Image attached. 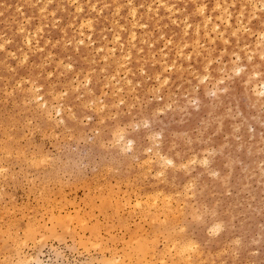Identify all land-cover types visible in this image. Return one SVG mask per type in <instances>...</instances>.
Listing matches in <instances>:
<instances>
[{
  "label": "rangeland",
  "instance_id": "1",
  "mask_svg": "<svg viewBox=\"0 0 264 264\" xmlns=\"http://www.w3.org/2000/svg\"><path fill=\"white\" fill-rule=\"evenodd\" d=\"M191 1L0 0V207L11 211L8 218L0 208L6 215L0 221L2 237L9 219L8 232L14 231V221L20 235L27 217L42 215L45 223L51 212L53 217L78 214L99 231L81 233L82 219L74 233L84 234L83 240L92 237L91 243L99 242L94 239L100 233V241L108 244L101 247L127 257L122 264L130 263V249L142 236L158 242L154 247L164 252L165 264L185 259L188 264H264V0ZM33 160L45 164L34 167ZM145 192L163 204L147 197L152 208L145 202L138 206L149 210L136 208ZM163 195L165 202L181 204L175 210L182 212L179 220L168 215L167 207L173 213L175 206L164 203ZM117 201L124 206L114 205ZM157 205H164L161 217ZM51 206L55 210L48 213ZM139 209L154 211L144 215L147 221L156 219L153 213L159 216L156 222L166 214L169 218L164 225H149ZM33 219L28 227L39 223L42 229V219ZM75 219L68 227H75ZM137 225L147 233L138 232ZM44 231L40 237L47 235ZM54 231L40 243L38 233L26 240L7 233L10 246L13 238L38 242L29 239L21 247L15 241L11 250L0 241V256H5L0 264H15L18 248L27 264H105L111 258L105 249L97 252V244L88 245L90 237L89 249H83L76 235L70 239L59 226ZM128 231L131 239L135 236L132 243ZM107 234L115 236L114 244ZM167 234L170 243L163 241ZM125 242L134 245L128 246V256Z\"/></svg>",
  "mask_w": 264,
  "mask_h": 264
},
{
  "label": "bare ground",
  "instance_id": "2",
  "mask_svg": "<svg viewBox=\"0 0 264 264\" xmlns=\"http://www.w3.org/2000/svg\"><path fill=\"white\" fill-rule=\"evenodd\" d=\"M49 1H50V0H49ZM189 1H191V0H189ZM192 1H193V0H192ZM192 1H191V2H192ZM196 1H197V0H196ZM141 2H142V1H141ZM164 2H165V1H164ZM221 2H222V0H221ZM67 3H68V2H67ZM144 3H145V2H144ZM238 3H240V2H238ZM248 3H249V2H248ZM69 4H70V3H69ZM113 4H114V3H113ZM159 4H160V3H159ZM165 4H166V3H165ZM194 4H195V3H194ZM232 4H233V2H232ZM27 5H28V4H27ZM229 5H231V4H229ZM149 6H150V5H149ZM149 6H148V7H149ZM162 6H163V5H162ZM196 6H197V5H196ZM20 7H21V6H20ZM77 7H78V9H79L81 6H77ZM101 7H102V6H101ZM233 7H234V6H233ZM165 8H166V7H165ZM90 9H91V8H90ZM131 9H132V8H131ZM194 9H195V8H194ZM203 9H204V8H203ZM215 9H216V8H214L213 10H215ZM220 9H221V8H220ZM242 9H243V8H242ZM165 10H166V9H165ZM213 10H212V11H213ZM76 11H77V10H76ZM195 11H196V9H195ZM262 11H263V10H262ZM146 12H147V10H146ZM196 12H197V11H196ZM198 12H200V11H198ZM202 12H203V11H202ZM204 12H205V11H204ZM204 12H203V13H204ZM77 13H78V12H77ZM79 13H80V12H79ZM127 13H128V12H127ZM0 14H1V13H0ZM88 14H89V13H88ZM95 14H96V13H95ZM131 14H132V13H131ZM134 14H135V13H134ZM259 14H260V13H259ZM52 15H53V14H52ZM78 15H79V14H78ZM198 16H199V15H198ZM127 17H128V16H127ZM92 18H93V17H92ZM100 18H101V17H100ZM131 18H132V17H131ZM240 18H241V17H240ZM252 18H253V17H252ZM94 19H95V18H94ZM45 20H46V19H45ZM84 20H85V19H84ZM110 21H112V20H110ZM132 21H133V20H132ZM145 21H146V20H145ZM170 21H171V19H170ZM173 21H174V20H173ZM20 22H21V21H20ZM57 22H58V21H57ZM86 22L88 23L87 20H86ZM117 23H118V22H117ZM26 24H28V23H26ZM88 24H89V23H88ZM90 24H91V23H90ZM142 25H143V24H142ZM227 25H228V24H227ZM116 26H117V25H116ZM228 26H229V25H228ZM228 26H227V27H228ZM85 27H86V26H85ZM117 27H118V26H117ZM120 27H121V26H120ZM184 27H186V26H184ZM6 28H7V27H6ZM38 28H39V27H38ZM38 28H37V30H38ZM53 28H54V27H53ZM87 28H88V27H87ZM121 28H122V27H121ZM198 28H199V27H198ZM228 28H229V27H228ZM121 30H122V29H121ZM207 31H208V30H207ZM212 31H213V29H212ZM18 32H19V31H18ZM48 32H49V31H48ZM146 32H147V31H146ZM169 32H170V31H169ZM225 32H226V31H225ZM130 33H131V32H130ZM148 33H149V32H148ZM197 33H198V32H197ZM231 33H232V32H231ZM222 34H223V33H222ZM64 35H65V34H64ZM116 35H117V34H116ZM79 36H80V35H79ZM81 36H82V35H81ZM134 36H135V35H134ZM132 37H133V36H132ZM162 37H163V35H162ZM129 39H130V38H129ZM220 39H222V38H220ZM34 40H35V39H34ZM196 40H197V39H196ZM132 41H133V40H132ZM113 42H114V39H113ZM141 42H142V41H141ZM166 43H167V42H166ZM224 44H225V43H224ZM151 45H152V44H151ZM193 45H194V44H193ZM3 46H4V45H3ZM118 46H119V44H118ZM120 46H121V45H120ZM122 46H123V45H122ZM130 46H131V45H130ZM182 46H183V45H182ZM194 46H195V45H194ZM144 47H145V46H144ZM139 48H140V47H139ZM181 48H182V47H181ZM112 49H113V48H112ZM133 50H134V49H133ZM138 50H140V49H138ZM178 51H179V50H178ZM120 52H123V51H120ZM138 53H139V52H138ZM176 53H177V52H176ZM197 54H198V53H197ZM113 55H114V54H113ZM9 56H10V55H9ZM127 56H128V54H127ZM11 57H12V56H11ZM123 57H125V56H123ZM183 58H184V57H183ZM136 62H137V61H136ZM60 63H61V62H60ZM61 64H62V63H61ZM118 64H119V63H118ZM67 65H68V64H67ZM115 65H116V64H115ZM121 65H123V64H121ZM118 66H119V65H118ZM125 66H126V65H125ZM179 66H180V65H179ZM179 66H178V67H179ZM142 67H143V66H142ZM117 68H118V67H117ZM140 68H141V66H140ZM79 72H80V71H79ZM180 72H181V71H180ZM125 73H126V72H125ZM155 77H156V76H155ZM125 78H126V77H125ZM129 81H130V80H129ZM152 81H153V80H152ZM124 83H125V82H124ZM129 83H130V82H129ZM16 84H17V83H16ZM125 84H126V83H125ZM263 85H264V84H263ZM77 86H78V85H77ZM19 88H20V87H19ZM18 90H19V89H18ZM34 90H35V89H34ZM26 91H27V90H26ZM28 92H29V91H28ZM7 95H8V94H7ZM36 96H37V95H36ZM36 96H35V97H36ZM35 97H34V98H35ZM39 103H41V102H39ZM41 104H42V103H41ZM71 113H72V112H71ZM71 113H70V114H71ZM61 120H62V119H61ZM7 156H8V155H7ZM14 156H15V155H14ZM159 156H160V155H159ZM159 156H157V157H159ZM36 157H37V156H36ZM38 157H39V156H38ZM38 157H37V158H38ZM41 158H43V157L41 156ZM161 158H162V157H161ZM176 158H177V157H176ZM39 159H40V158H38V160H39ZM44 159H45V158H44ZM163 159H164V158H163ZM163 159H162V160H163ZM31 160H32V159H31ZM31 160H30V161H31ZM165 160H166V159H165ZM178 160H179V159H178ZM33 162L35 163V160H33ZM33 162H32V164H34ZM46 162H47V161H46ZM147 162H148V161H147ZM159 162H160V161H159ZM168 162L171 164V163H173V160L169 159ZM1 163H2V162H1ZM1 163H0V164H1ZM43 163L45 164V161H44V160L42 161V163L39 161V164H38V162L36 161V163L34 164V167L36 166V164H37V166H39L40 164L43 165ZM144 163H145V162H144ZM137 164H138V163H137ZM141 164H142V163H141ZM160 164H161V163H160ZM164 164H165V162H164ZM42 165H41V166H42ZM142 165H143V164H142ZM148 165L150 166V164H148ZM167 165H168V164H167ZM37 166H36V167H37ZM140 166H141V165H140ZM143 166H144V165H143ZM149 166H148V167H149ZM164 166H165V165H164ZM177 166H179V164H178ZM180 166H181V165H180ZM180 166H179V167H180ZM3 167H4V166H3ZM42 167H43V166H42ZM138 167H139V166H138ZM165 167H166V166H165ZM4 168H7V167H4ZM141 168H142V167H141ZM173 168H174V166H173ZM175 168H176V166H175ZM159 169H160V168H159ZM1 170H2V167L0 166V171H1ZM4 170H6V169H4ZM147 170H148V169H147ZM2 171H3V170H2ZM5 172H6V171H5ZM158 172H160V170H159ZM0 173L2 174V172H0ZM4 174H5V173H4ZM27 174H28V173H27ZM25 175H26V174H25ZM1 176H2V175H1ZM9 176H10V175H9ZM7 177H8V176H7ZM156 177H157V176H156ZM8 178H9V177H8ZM11 178H13V177L10 176L9 179H11ZM162 178H163V177H162ZM164 178H165V177H164ZM1 179H3V178H1ZM6 179H7V178H6ZM133 179H134V178H133ZM168 179H169V178H168ZM11 180H12V179H11ZM143 180H144V179H143ZM174 180H175V178H174ZM26 181H27V180H26ZM29 181H30V180H29ZM124 181H125V180H124ZM131 181H132V180H131ZM161 181H162V180H161ZM127 182H128V181H127ZM164 182H165V180H164ZM124 184H125V183H124ZM126 184H127V183H126ZM156 184H157V183H156ZM164 184H165V183H164ZM40 185H41V184H40ZM169 186H171V185L169 184ZM0 187H1V186H0ZM52 187H53V186H52ZM100 187H102V186H100ZM140 187H141V186H140ZM87 188H88V187H87ZM103 188H104V187H103ZM105 188H106V186H105ZM0 189H1L0 192H2V187H1ZM138 189H139V188H138ZM138 189H137V190H138ZM49 190H50V189H49ZM34 191H36V190H34ZM108 191H109V190H108ZM124 191H125V190H124ZM31 192H32V191H31ZM89 192H90V191H89ZM110 192H111V191H110ZM110 192H109V195H110ZM156 192H157V190H156ZM156 192H154V193H156ZM158 192H159V191H158ZM158 192H157V193H158ZM61 193H62V192H61ZM102 193H103V192H102ZM135 193H137V192H135ZM145 193H146V192H145ZM145 193H142V194L145 195V199H144L143 201H142V198L139 197V196H141V195L138 194L136 197L141 198V200H140V199H139V200L137 199L139 202L137 201V204H136L135 202H134V203H135V205H136V208H137V207H138V208H142L144 211H145V210L147 211V210H149V209H146V208L144 209V207H146V206H144V205H146V204H147V206L149 205V204L146 202V201H147V200H146L147 197H150L151 199H149V200H150V201L153 200V203L158 204L159 202H158L157 200H154V199L158 198V197H155L154 193H152V194L154 195V198H153L152 195H150V194H148V193H146V194L148 195V196H146ZM157 193H156V194H157ZM159 193H161V191H160ZM175 193H176V192H175ZM94 195H95V194H94ZM99 195H100V194H99ZM144 195H143V196H144ZM149 195H150V196H149ZM161 195H162V194H161ZM36 196H37V195H36ZM36 196H35V197H36ZM63 196H65V195H63ZM89 196L91 197V195H89ZM165 196H166V195H165ZM174 196H176V195H174ZM38 197H40L39 192H38ZM44 197H45V196H44ZM44 197H43V198H44ZM97 197H98V195H97L95 198H97ZM133 197H134V196H133ZM169 197H170V196H169ZM169 197H167V198H169ZM7 198H9V197H7ZM7 198H6V199H7ZM10 198H11V201H12L13 198H12V197H10ZM33 198H34V197H32V200H33ZM52 198H53V197H52ZM61 198H63V197L61 196ZM87 198H88V197H87ZM91 198H94L93 195H92ZM108 198H109V197H108ZM116 198H117V197H116ZM125 198H126V199H125ZM143 198H144V197H143ZM160 198H161L162 200L164 199V203L169 202L168 204H171L170 201H171L172 199L170 200V198H169L170 201L165 202V199H166V198H164V195H163V197L161 196ZM160 198H159V199H160ZM0 199H2V198H1V195H0ZM40 199H42V198H40ZM53 199H54V198H53ZM89 199H90V198H89ZM99 199H103V203H104V201H105L104 197L101 198V196H99V197L97 198V200L99 201ZM118 199H119V198H117V200H118ZM120 199H121V198H120ZM120 199H119V200H120ZM122 199H124V203H125L127 200H128L127 202L130 203V201H129L130 198L127 199V197H124V198H122ZM159 199H158V200H159ZM113 200H114V199H113ZM125 200H126V201H125ZM145 200H146V201H145ZM162 200H160V201H162ZM7 201H8V200H7ZM57 201H58V200H55V202H57ZM89 201H91V200H89ZM106 201H107V200H106ZM114 201H115V200H114ZM135 201H136V200H135ZM150 201H149V202H150ZM154 201H157L158 203H157V202H154ZM172 201H173V200H172ZM8 202H9V201H8ZM40 202H41V201H40ZM44 202H45V201H44ZM51 202H52V201H51ZM53 202H54V201H53ZM53 202H52V203H53ZM101 202H102V201H99V203H101ZM127 202H126V203H127ZM140 202H141V203L145 202L146 204H143V207H140V206H138V205H140V204H139ZM173 202H175V201H173ZM3 203H4V202H3ZM88 203H89V202H88ZM105 203H106V202H105ZM107 203L109 204V202H107ZM116 203L119 204V205L121 204V205H120L121 208L124 206V205L122 204L123 202L118 203V201H117V202H115L114 205H116ZM129 203H127V204H129ZM153 203H151V204L153 205ZM160 203L163 204V201L160 202ZM160 203H159V204H160ZM31 204H32V203H31ZM47 204H48V203H47ZM55 204H56V203H55ZM55 204H54V208L57 207V205H55ZM58 204H59V201H58ZM168 204H167V206H169V207H170L171 205H173V204H171V205H168ZM178 204H180V203L178 202ZM183 204H184V203H183ZM33 205H34V204H33ZM49 205H50V204H49ZM49 205H48V206H49ZM95 205H96V204H95ZM98 205H99V204H98ZM119 205L114 206V207H115V208L118 207L117 209H121V208L119 207ZM135 205L132 206L133 209L135 208ZM154 205H155V204H154ZM154 205H153V206H154ZM164 205H165V206H164ZM164 205H163L164 208H163L162 205H161V206H160V205H159V206L157 205V207H158L159 209H156V210H157L159 216H160V214H161V215L163 214V212H161V210H163V209H164V211L166 210V209H165L166 204H164ZM180 205H181V204H180ZM180 205H179V207H180ZM13 206H14V205H13ZM22 206H23V205H22ZM22 206H21V207H22ZM26 206H29V205H26ZM26 206H24V207L26 208ZM36 206H38V205H36ZM36 206H34V207H36ZM40 206H42V205H40ZM40 206H38V207H40ZM59 206H61V204H60ZM59 206H58V207H59ZM96 206H97V205H96ZM100 206H101V204H100ZM102 206H103V205H102ZM105 206H107V205H104V207H105ZM150 206H151V205H150ZM155 206H156V205H155ZM173 206H175V205H173ZM173 206H172V207H173ZM176 206H178V205H176ZM176 206L173 207V209L175 208L173 213H172L171 208L168 209V207H167V210H166L167 212H168V210L170 211L171 214H168V215H171L170 218H172V220H176V219H178V218L180 217L178 214H180V215L182 214L181 211H177L178 214L175 213V212H176L175 210H176V209H179V207H176ZM2 207L5 208L6 206H1L0 208L3 209ZM30 207H31V206H30ZM51 207H52V206H51ZM148 207H149V206H148ZM161 207H162L163 209H161ZM11 208H12V205H11ZM99 208H100V207H99ZM101 208H102V207H101ZM108 208L110 209L111 207H107V209H108ZM149 208H152V206L149 207ZM155 208H156V207H155ZM1 209H0V213H1ZM9 209H10V208H9ZM17 209L19 210V208H17ZM27 209H28V208H27ZM35 209H36V208H35ZM40 209H41V207H40ZM42 209H43V208H42ZM45 209H46V206H45ZM45 209H44V212H45V214H46V213H47V212H46L47 210H45ZM47 209H48V208H47ZM59 209L62 210V207H61V208L59 207ZM59 209H57L56 211L58 212ZM105 209H106V208H105ZM111 209H112V208H111ZM117 209H115V211H116ZM153 209H154V207H153ZM153 209H152V210H153ZM181 209H182V208H181ZM4 210H5V211H4L5 214H7V213L10 214L9 212H11L10 210H9L8 212L6 211V210H8V208H7V209L5 208ZM30 210L33 211L31 208H30ZM30 210H27L26 212H28V211H30ZM48 210H49V211H48V213H49V212H51L52 210L54 211L55 209H53V207H52V208H50V209H48ZM50 210H51V211H50ZM113 210H114V208H113ZM135 210H136V209H135ZM139 210H141V209H139ZM154 210H155V209H154ZM158 210H159V211H158ZM21 211H23V210L21 209ZM78 211H79V210H78ZM100 211H106V210L102 209V210H100ZM131 211H133V210H131ZM131 211H130V212H131ZM137 211H138V210H137ZM146 211H145V212H146ZM2 212H3V211H2ZM6 212H7V213H6ZM13 212H14V211H12V213H13ZM44 212H43V213H44ZM59 212H60V211H59ZM113 212H114V211H113ZM117 212H118V210H117L115 213L117 214ZM130 212H129V214H130ZM145 212L142 213V210H141V213H140V211H139V214H140V215H139V214H138V215H139V216H142V215L144 216V215H146V214L148 215V213H151V212H154V211H151V212L149 211L148 213H145ZM159 212H161V213H159ZM15 213H16V212H15ZM17 213H18V212H17ZM23 213H24V212H23ZM31 213H32V212H31ZM51 213H52V212H51ZM51 213L48 214L49 217L46 216V217H47L46 222H49L48 218H50V217L53 218V221H52V219L50 218V222H49V223H51V224H50L51 226H50V227H46L47 229L45 228V229H46L45 231H44V227L46 226V222L44 223V221H43V219H42L43 216L40 215V216H39V219H38V220H41V219H42V223H41L42 226H43L42 229H43L44 233L47 234V235H43V234L40 233L41 237L39 236V233H38V232H39L40 230H42V229H40L41 227L38 228V224H39V223H37V227L31 225V226H33V228L30 227V228H31V229H30V228L28 227L29 224H27V223H30L29 221H31L33 218L30 219V220L28 221V220H27L28 217L26 218V221H27V222H24V224H25V226L28 228V230H27L26 227H24V228H25V229L23 228V229H24V232L22 231V234H20V235H21L22 237H24V239L26 240L27 237L33 236L34 234L36 235V233H38V236L40 237V238H39V239H40L39 242H38V240H37L38 238L36 239V237H35V238H32V239L28 238V240L30 239V240H32V241H28V240H27V241H28V242H34L33 239H34V240L36 239V241H37L38 243H40V242H42V240L45 241V239H46V237H48V235L55 236V231H54V227H55V226H59V228H60V230H61L60 232H63L64 234H68V233H70V232L72 233L71 230H72L73 228L75 229L76 226L80 225V224H81V220L84 219V218L82 217L81 220H80V217H81V216L78 215V214H77V215L75 214L76 217H75V216H74V217L70 216V218H68L69 215H66V214H65L64 216H60L59 213L57 214L56 217H55V215H54V217H55V218H54V217H53V214H51ZM78 213H79V212H78ZM104 213H106V212H104ZM133 213H134V211H133ZM174 213L176 214V216L174 215ZM2 214H3V213H2ZM2 214H0V215L2 216ZM5 214H3V215L6 216ZM8 214H7V217L9 218L10 215L8 216ZM118 214H119V213H118ZM141 214H142V215H141ZM158 214H157V215H158ZM164 214H165V212H164ZM164 214H163V215H164ZM172 214H173V216H172ZM11 215H12V214H11ZM22 215H23V214H21V216H20L21 218H23V216H25V214H24L23 216H22ZM51 215H52V216H51ZM113 215H114V214H113ZM133 215H134V214H133ZM153 215H154V217H155L156 219H157V217H159V216H156V213H153ZM168 215H167V214L165 215L166 220L169 218V217H167ZM177 215H178V217H177ZM195 215H196V214H195ZM29 216H31V215H29ZM77 216H78V217H77ZM79 216H80V217H79ZM105 216L107 217V215H105ZM135 216H136V212H135ZM143 216H142V217H143ZM174 216H175V217H174ZM64 217H65V219H64ZM131 217H132V215H131ZM131 217H130V218H131ZM136 217H137V216H136ZM142 217H140V218H141V220L143 221L146 217H145V216H144L143 218H142ZM160 217H161V216H160ZM162 217H163V216H162ZM173 217H174V218H173ZM191 217H192V216H191ZM3 218H4L3 216H2V219L0 218V219H1L0 221H1V222H2ZM5 218H6V217H5ZM21 218H20V219H21ZM66 218H67V219H66ZM72 218H73V219L76 218L74 222H75V223L77 222V223H76L75 227H74V224H73V225L71 226L72 228H70V227H68V225H69V223H72V220H73ZM78 218H79V219H78ZM109 218L113 219L111 216H110ZM121 218H122V217H121ZM14 219H15V217H13V220H14ZM16 219H17V218H16ZM20 219H19V220H20ZM34 219H35V220H34ZM34 219H33L34 221L39 222V221L37 220V218H34ZM70 219H72L71 222H69ZM119 219H120V218H119ZM122 219H123V218H122ZM122 219H120V220H122ZM156 219H155V220L153 219L152 221H150V219H148V221L145 219L146 221L144 220L143 222H148V224L151 225V223L156 222ZM160 219L162 220V218H158V220H159L158 222H159V223H160ZM10 220H11V219H9V221H10ZM47 220H48V221H47ZM107 220H108V218H106V221H107ZM120 220H118V222H117L118 224H120ZM135 220H136V219H135ZM164 220H165V219H164ZM164 220L161 221L162 225L165 224V223H164ZM166 220H165V221H166ZM178 220H179V219H178ZM216 220H217V219H216ZM9 221H5V223H6L5 225H6V227L10 226V225H8V224H9ZM83 221H85V219L82 220V223H83ZM109 221H110V219H109ZM125 221H126V220H125ZM138 221H140V220H138ZM169 221H170V220H169ZM122 222H123V221H122ZM150 222H151V223H150ZM158 222H156V223H158ZM7 223H8V224H7ZM10 223H11V222H10ZM12 223H14V221H12ZM12 223H11V228H14V231L12 230V231H9V232H8V230L10 229L9 227H8L9 229L6 228V227H5L4 229H5V231H6L7 233H10V234H13V233H14L13 235H14V237L16 238L17 236H16L15 234H16V233L18 234V230H16V229H19V230H21V229L18 228V227H19L18 224H15V225L12 226ZM16 223H17V222H16ZM33 223H34V222H33ZM78 223H80V224H78ZM124 223H125V222H124ZM124 223H123V224H124ZM161 223H160V224H161ZM177 223H178V222H176L175 224H177ZM0 224H1V223H0ZM31 224H32V223H31ZM41 224H40L39 226H41ZM43 224H44V225H43ZM83 224H84V225H83ZM83 224H81V225H83V226L80 225L81 228H79L80 226L78 227L79 229H81V233H84L85 230H86V231H88V232L90 233L89 235H91V232H93V233H92L93 235H94V234H95V235L98 234L97 231H96V230L99 231V229H97V228H98L97 226H95V227H97V228H95V227L92 228V227H90L89 225L86 226V225H87L86 221H85V223H83ZM146 224H147V223H146ZM7 225H8V226H7ZM34 225H36V223H34ZM47 225H48V224H47ZM70 225H71V224H70ZM95 225H96V224H95ZM124 225H126V224H124ZM149 225H147V226H149ZM17 226H18V227H17ZM29 226H30V225H29ZM108 226H109V225H108ZM120 226L123 227V225H120ZM129 226H130V225H129ZM221 226H222V225H221ZM0 227H1V226H0ZM2 227H4L3 224H2ZM34 227H35V230H36V231L33 230ZM86 227H88V228L90 227V228H92V229H90V228L88 229V228H86ZM101 227H103V226H101ZM105 227H106V226H105ZM124 227H125V226H124ZM126 227H127V226H126ZM135 227H136V224H135ZM15 228H16V229H15ZM36 228L39 229L38 232H37L38 229H36ZM69 228H70V229H69ZM78 228H77V229H78ZM85 228H86V229H85ZM103 228H104V227H103ZM106 228H107V230H110L109 227H106ZM108 228H109V229H108ZM138 228H140V231H142V233L146 232L145 230H141V229H142V225H141V227H138V225H137V228H136V229L138 230ZM4 229H3V230H4ZM68 229H69L70 232H68ZM74 229H73V234H68L69 236L72 235V236L70 237V239H72V240L75 238L73 235H76L75 233H78V232L80 231L79 229H78L79 231L76 229L77 232H75ZM95 229H96V230H95ZM123 229H124V228H123ZM127 229H129V228H127ZM134 229H135V228H134ZM134 229H133V231H134ZM143 229H144V226H143ZM178 229H181V228H178ZM178 229H177V231L179 232L180 230H178ZM182 229H183V231H184V228H182ZM182 229H181V231H182ZM0 230H1V228H0ZM31 230H32V231H31ZM93 230H94V231H93ZM174 230H175V229H174ZM1 231H2V230H1ZM1 231H0V232H1ZM5 231H4L3 233H6ZM34 231H35V232H34ZM66 231H67V233H66ZM82 231H83V232H82ZM90 231H91V232H90ZM105 231H106V229H105ZM110 231H112V230H110ZM126 231H127V230H126ZM183 231H182V232H183ZM12 232H13V233H12ZM33 232H34V233H33ZM41 232H42V231H41ZM74 232H75V233H74ZM94 232H95V233H94ZM128 232H129V231H128ZM134 232H136V230H135ZM138 232H139V230H138ZM138 232H136V233H138ZM174 232H175V231H174ZM1 233H2V232H1ZM1 233H0V236H1L0 241H1L2 243H1V242H0V243H1L2 245H6V244L8 243V241L11 240V239L7 237V233L4 235L6 238L3 236V237L5 238V239H3ZM42 233H43V232H42ZM81 233H80V234H81ZM106 233H108V231H106ZM129 233H130V232H129ZM136 233H135V234H136ZM140 233H141V232H140ZM140 233H139V234H140ZM146 233H147V232H146ZM168 233H169V232H168ZM179 233H180V232H179ZM179 233H178V234H179ZM23 234H24V235H23ZM31 234H32V235H31ZM109 234H110V233H109ZM109 234H107L108 237L110 236ZM132 234H133V232H132ZM180 234H181V233H180ZM20 235L18 234V236H20ZM35 235H34V236H35ZM82 235H83V236H82ZM82 235H80V237L84 238V234H82ZM95 235H94V236H95ZM112 235H113V234H112ZM157 235L159 236L160 233H159V234H156V235H154V236H150V237L152 238L150 241H154L153 239H155V241H156L157 239H156L155 236H157ZM171 235H175V234H171ZM185 235H186V234H185ZM8 236H9V235H8ZM11 236H12V235H10L9 237H11ZM21 236H20V237H21ZM36 236H37V235H36ZM42 236H43V237H42ZM59 236L61 237L62 234L59 235ZM59 236H58V237H59ZM64 236H65V235H64ZM101 236H102V235H100V233H99V237H98L99 239L97 238V236H96L95 239H94V240H96V239L99 240V242H97V243H93V240H92V243H91V239H92V237L88 236V237H87V240H83L82 238H79V235H76V237L78 238V242L76 241V243L78 244L79 247H81V248H83V249H89L88 247L85 248V246H86V243H88L89 240H90V242L88 243V245L97 244L96 247H100V248H101V249L98 248L99 250H98L97 252L102 253V251H104L103 249H105L106 251H108L109 248H108V246H106V247H101V246H103V243H104V242L100 241V240H102V239L100 238ZM130 236H131V233H130V235H129V238H130ZM140 236H142V235L140 234L138 237H140ZM60 237H59V238H60ZM73 237H74V238H73ZM89 237H90V239H89ZM131 237H132V236H131ZM134 237H135V236L133 235V238H134ZM142 237H143V238H142ZM142 237H140V239H137V237H136V241H139V240L141 241V239H143L144 241H143V240H142V242L139 241L141 244L138 243V242H135V244H137V245H135V246L131 244V243L133 242V240H132L133 238H132V239L130 238V241H129V242H131V243H130L131 245H130V244L128 245V242H125V243H126V244H125V247H126V245H127L126 248H128V246H130V247L134 246V247H132L133 249H132V248H131V249L128 248V251H127V253H126V256L129 255L128 253H129V249H130V250L132 251V255L135 256V259H137V260H134L133 256H132V255H129L128 258L131 256L132 260H134L135 262L133 261V263H132L131 260H130L131 258H130V259H127V260L130 261V263H129V262H128V263H129V264H131V263H132V264H135V263H138V262H140V263L143 262V263H145V264H154L153 262H151V261H153V258H154L155 260H157V262L159 261L160 264H165V260H164V258H165V257H164V252H163V254H159V252H158L159 249H157L156 247H154L155 245H156V246L158 245V242H157V241L154 242V243H153V242H149V238L146 237V238L148 239V241H147V239L144 238L145 236H142ZM173 237H174V236H173ZM173 237H172V238H173ZM11 238H13V236H12ZM56 238H57V236H56ZM104 238H105V237H104ZM110 238H111V236H110ZM159 238H160V237H159ZM169 238H170V237H169L168 234H167V236L163 237V241H167V242L170 243L171 241H170ZM17 239H20V238L17 237ZM17 239L15 240V239L13 238V239H12V242H14V244H15V241H16V243H17V242H18V243L20 242L19 244H22L21 247H27L26 245H24L25 243L27 244V241H25L24 239H21V240L17 241ZM41 239H42V240H41ZM88 239H89V240H88ZM115 239H116L115 236H112V238L109 239V240H111V242L114 244L115 242H114L113 240H115ZM119 239H120V238H119ZM145 239H146V240H145ZM161 239H162V238H161ZM175 239H176V238H175ZM6 240H8V241L5 242ZM59 240H60V239H59ZM74 240H75V239H74ZM103 240H104V239H103ZM109 240H108V238H107V241H109ZM117 240H118V239H117ZM117 240H116V241H117ZM36 241H35L34 243H36ZM79 241H80V242H79ZM105 241H106V240H105ZM119 241H120V240H119ZM123 241H124V240H123ZM134 241H135V239H134ZM146 241H147V243L149 242V243H151V244H150V245H149V244H146ZM159 241H162V240H159ZM172 241L174 242V240H172ZM178 241H181V239L178 240ZM188 241H189V240H188ZM190 241H191V240H190ZM190 241H189V242H190ZM4 242H5L6 244H4ZM12 242L10 241L11 245L13 246ZM22 242H23V243H22ZM111 242H110V243H111ZM117 242H118V241H117ZM189 242H187V243H188L187 246L190 247ZM18 243H17V244H18ZM79 243H80L82 246H80ZM101 243H102V244H101ZM152 243H153V244H152ZM156 243H157V244H156ZM169 243H168V244H169ZM187 243H186V244H187ZM190 243H192V241H191ZM17 244H16V245H17ZM98 244H99V245H98ZM100 244H101V246H100ZM104 244H107V243H104ZM121 244H122V243H121ZM154 244H155V245H154ZM159 244H162V243L160 242ZM168 244H167V246H166V250H167V248H168V250H169V246H168ZM171 244H172V243H171ZM176 244L178 245V243H176ZM193 244H194V243H192L191 245H193ZM7 245L10 246V244H7ZM34 245H35V244H34ZM34 245H33V246H34ZM39 245H40V244H39ZM39 245H38V246H39ZM88 245H87V246H88ZM107 245H108V244H107ZM173 245H174V244H173ZM182 245H183V244L180 245L181 248H183V249H186V248H187L185 244H184L185 247H182ZM194 245H195V244H194ZM196 245H197V244H196ZM0 246H1V245H0ZM8 246H7V247H8ZM12 246H10V249H11V250H13V248H14V247H12ZM114 246H115V245H114ZM17 247H19V246L17 245ZM89 247H91V246H89ZM94 247H95V246L91 247V249H92V248L94 249ZM116 247H117V246H116ZM175 247H176V246H175ZM189 247H188V248H189ZM0 248H2V246H1ZM4 248H5V246H4ZM28 248H29V247H28ZM122 248H123V246H122ZM164 248H165V247H164ZM164 248H163V249H164ZM170 248H171V247H170ZM179 248H180V247H179ZM179 248L177 247V249H179ZM190 248H191V247H190ZM196 248H198V247H196ZM2 249H3V248H2ZM5 249H6V248H5ZM5 249H4L3 251L8 250L9 248H7L6 250H5ZM18 249L20 250V248H18ZM21 249H22V248H21ZM110 249H111V248H110ZM112 249H114V248L112 247ZM123 249L125 250V248H123ZM123 249L120 250V251H121L120 253H122V252H126V251H124ZM155 249H157V251H156ZM163 249H162V250H163ZM14 250H15V248H14ZM19 250H18V251L16 250L17 252L15 251V254H14V256L16 257V258L14 257V258H15V261H16L15 264H22V263H26V264H27V263H28V260H27L28 258L26 259L25 256H24V258H21V256L18 254V252H20V254H21L22 250H20V251H19ZM164 250H165V249H164ZM171 250H172V248H171ZM173 250H174V251H173ZM173 250H172L173 253H177V254H178V253L181 254V252L184 251V250L181 249L179 252H178V251L175 252V249H174V248H173ZM8 251H9V250H8ZM8 251H7V253H8ZM86 251H87V250H86ZM106 251H104V253H105ZM117 251H119V250H116L115 253H116ZM188 251H190V250H188ZM10 252H11V251H10ZM108 252H109V251H108ZM186 252H187V251H186ZM2 253H4V252H2ZM5 253H6V252H5ZM13 253H14V252H13ZM106 253H107V252H106ZM109 253H111V251H110ZM109 253H108V254H109ZM117 253H118V252H117ZM156 253H158V254H156ZM167 253H169V251H168ZM182 253H183V252H182ZM198 253H199V252H198ZM198 253H195V255H197ZM108 254H107V255H108ZM111 254H112V253H111ZM165 254H166V252H165ZM169 254H170V253H169ZM177 254H174L175 257H176ZM179 254H178V255H179ZM183 254H184V253H183ZM183 254H182V255H183ZM188 254H190V253H188ZM193 254H194V253H193ZM11 255H12V254H11ZM11 255H9V256H11ZM28 255H29V254H28ZM99 255H100V254H99ZM123 255H125V254L123 253ZM174 255L172 254L171 256L173 257ZM190 255H191V254H190ZM195 255H194V256H195ZM3 256H4V255L2 254V256H0V257L2 258ZM118 256H121V255H119V254H112L111 256L109 255V258H110V257H111V258H110V259H109V258H106V259H109V260H108V262L105 261V264H122V263H123V260H122V259H126V258H127V257H126V258L123 257L122 259H120ZM188 256H189V255H188ZM199 256H201V254H200ZM4 257H5V256H4ZM7 257H8V254H7ZM12 257H13V256H12ZM29 257H30V256H29ZM106 257H107V256H106ZM177 257H179V256H177ZM186 257H187V253H186ZM196 257H198V256H196ZM10 258H11V257H9V259H10ZM36 258H37V257H36ZM36 258H35V259H36ZM183 258H185V257L183 256ZM3 259H4V258H3ZM7 259H8V258H7ZM12 259H13V258H12ZM12 259H11V260H12ZM35 259H32V261H34ZM39 259H40V258H39ZM106 259H105V260H106ZM181 259H182V258H181ZM13 260H14V259H13ZM37 260H38V258L36 259V261H37ZM98 260H99V259H97V261H98ZM119 260H121V262H120ZM0 261H1V260H0ZM2 261H3V260H2ZM2 261H1V262H2ZM6 261H7V260H6ZM6 261H5V264L7 263ZM29 261H30V260H29ZM36 261H35V263H36ZM39 261H42V260H39ZM95 261H96V260H95ZM100 261H101V260H100ZM102 261L104 262V259H103ZM185 261L187 262V263L185 262L186 264L190 263V260H188V259H187V260L185 259ZM204 261H205V260H204ZM125 262H126V261H125ZM149 262H150V263H149ZM157 262H156V263H157ZM181 262H182V261H181ZM38 263H39V262H38ZM126 263H127V262H126ZM128 263H127V264H128ZM143 263H142V264H143ZM159 263H158V264H159ZM177 263H178L177 261H176V262H173V264H177ZM185 263H184V264H185ZM7 264H8V263H7ZM12 264H14V262H13ZM36 264H37V263H36ZM191 264H192V263H191ZM195 264H202V263H201V262H198V263H195Z\"/></svg>",
  "mask_w": 264,
  "mask_h": 264
}]
</instances>
